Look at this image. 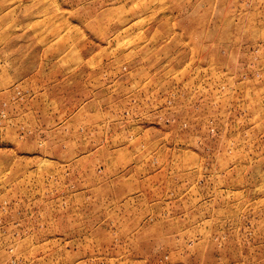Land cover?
<instances>
[{"label": "rangeland", "instance_id": "rangeland-1", "mask_svg": "<svg viewBox=\"0 0 264 264\" xmlns=\"http://www.w3.org/2000/svg\"><path fill=\"white\" fill-rule=\"evenodd\" d=\"M0 264H264V0H0Z\"/></svg>", "mask_w": 264, "mask_h": 264}]
</instances>
